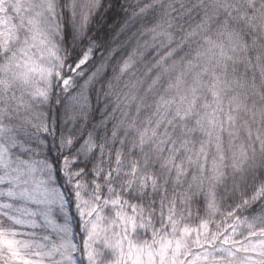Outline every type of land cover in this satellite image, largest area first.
Wrapping results in <instances>:
<instances>
[{"label":"snow or ice","instance_id":"1","mask_svg":"<svg viewBox=\"0 0 264 264\" xmlns=\"http://www.w3.org/2000/svg\"><path fill=\"white\" fill-rule=\"evenodd\" d=\"M0 264H264V0H0Z\"/></svg>","mask_w":264,"mask_h":264}]
</instances>
